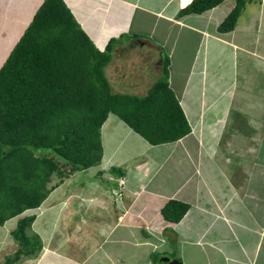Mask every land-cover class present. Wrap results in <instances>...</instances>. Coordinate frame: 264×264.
Returning a JSON list of instances; mask_svg holds the SVG:
<instances>
[{
	"label": "crops",
	"instance_id": "crops-1",
	"mask_svg": "<svg viewBox=\"0 0 264 264\" xmlns=\"http://www.w3.org/2000/svg\"><path fill=\"white\" fill-rule=\"evenodd\" d=\"M44 1L0 0V32L19 31L16 42ZM64 1L100 50L117 39L105 69L114 93L145 95L169 55L192 131L152 145L111 112L101 162L53 187L48 202L66 209L41 252L17 264H264V0H248L227 32L236 0L190 14L192 0ZM129 47L142 57L135 73L121 56ZM171 199L190 205L179 222L162 213Z\"/></svg>",
	"mask_w": 264,
	"mask_h": 264
},
{
	"label": "trees",
	"instance_id": "trees-1",
	"mask_svg": "<svg viewBox=\"0 0 264 264\" xmlns=\"http://www.w3.org/2000/svg\"><path fill=\"white\" fill-rule=\"evenodd\" d=\"M224 1L192 0L181 13H202ZM247 2L236 0L219 31L235 28ZM116 42L100 50L64 0H45L0 67V225L39 208L54 173L62 182L101 162V127L111 112L152 145L192 131L170 86L169 55L163 58L164 77L145 95L112 91L105 69ZM189 208L171 199L162 213L179 222ZM35 219V214L19 218L12 231L18 249L0 264L41 252V237L30 231Z\"/></svg>",
	"mask_w": 264,
	"mask_h": 264
},
{
	"label": "rangeland",
	"instance_id": "rangeland-1",
	"mask_svg": "<svg viewBox=\"0 0 264 264\" xmlns=\"http://www.w3.org/2000/svg\"><path fill=\"white\" fill-rule=\"evenodd\" d=\"M256 2H258V1H256ZM252 7L253 6L249 5L247 2L245 9H244L245 10L244 13H248L249 12L248 10ZM257 7H258V5H257ZM26 14L27 15L24 16V18H28V17L32 16L31 13H26ZM8 22L9 23L7 24V27L11 26V21H8ZM7 30L8 29L0 32V63H2V64H4L7 57L11 53L12 48H14V46L16 45L15 43L19 41V38H18L16 40V42H14V39L16 36H18L19 31H15L13 33L12 32L7 33L6 32ZM97 46L99 47V45H97ZM127 50H129V51H123L121 56H123L125 58V56L128 55V57H127L128 68H130L133 71V73H135V69L137 68V62H138L137 60L141 61L142 57L141 56L138 57L137 53L133 52L130 49V47L127 48ZM151 53L154 56H155V54H157V52L154 50H151ZM120 63L121 62H119V64ZM112 72H114V71H112ZM145 74L148 75V70ZM109 75H111V74L109 73ZM132 76H134V75H132ZM162 77H164L163 69L160 71H158V70L153 71V73L149 74V81H147L145 83L146 84L145 88H142V90L147 89L146 90V92H147L152 87V86L147 87L148 86L147 84L153 85L157 80L161 79ZM129 79H132V78L130 77ZM59 182H60V175L58 173H54L50 179V182L47 183V190H49L50 194L52 192V190H50V189L52 187H54L56 184H59ZM113 186H115V185H113ZM50 194L47 196L45 201L42 202V204L39 208L27 210L24 213H22L21 215L8 220L4 225H0V263H2L5 260L6 256L14 253V251H10L8 245H9V243L12 242V240L13 241L15 240L13 235H12V231L17 227L19 218L24 217L25 215L35 214L37 218L35 219L30 231L36 232L43 239L42 241H44L45 234L47 233L46 229L50 228L52 226V222L57 218L55 216H58V219L60 220V217H61V215H63V212H64L63 208L66 209L67 204L63 205V206L60 204H58L56 206L51 205L48 202V197L50 196ZM54 198H55V195H54ZM73 206H74V212H75L73 217L75 218V217L79 216V214H78L77 204L73 203ZM51 233L53 235V232H51Z\"/></svg>",
	"mask_w": 264,
	"mask_h": 264
},
{
	"label": "water",
	"instance_id": "water-1",
	"mask_svg": "<svg viewBox=\"0 0 264 264\" xmlns=\"http://www.w3.org/2000/svg\"><path fill=\"white\" fill-rule=\"evenodd\" d=\"M161 261L166 262L167 264H182V261L178 260L177 258L171 259L168 256L163 257Z\"/></svg>",
	"mask_w": 264,
	"mask_h": 264
}]
</instances>
